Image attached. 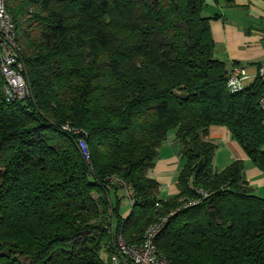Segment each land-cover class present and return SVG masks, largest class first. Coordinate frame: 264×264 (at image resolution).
I'll list each match as a JSON object with an SVG mask.
<instances>
[{"label": "trees", "instance_id": "1", "mask_svg": "<svg viewBox=\"0 0 264 264\" xmlns=\"http://www.w3.org/2000/svg\"><path fill=\"white\" fill-rule=\"evenodd\" d=\"M204 4L6 0L30 94L6 101L0 75V264H109L111 217L135 243L170 211L155 243L173 264H264V198L242 159L214 167L208 136L226 127L264 174V85L230 90ZM171 130L181 166L160 198L148 172Z\"/></svg>", "mask_w": 264, "mask_h": 264}, {"label": "crops", "instance_id": "2", "mask_svg": "<svg viewBox=\"0 0 264 264\" xmlns=\"http://www.w3.org/2000/svg\"><path fill=\"white\" fill-rule=\"evenodd\" d=\"M204 3L203 15H217L209 22L211 36L216 44L215 56L224 61L227 67L232 62L243 66L249 76L247 84H250L255 79L258 64L264 58V0H204ZM173 136L174 131H169L167 138L161 143L154 167L148 172L149 176L159 182V189L162 183L169 188V195L173 191L175 193L171 186H175L177 166L179 169V154L173 151L177 142L174 141L173 147L169 144L174 139ZM208 136L214 140L224 138L231 145L228 154L215 160L216 149L213 164L216 162L218 169L235 159H242L245 164V153L231 139L226 127L210 126ZM245 170H248L246 178L250 185L258 187L264 182V174L252 164ZM262 191L264 195V190ZM257 195L261 196L259 193Z\"/></svg>", "mask_w": 264, "mask_h": 264}, {"label": "built area", "instance_id": "3", "mask_svg": "<svg viewBox=\"0 0 264 264\" xmlns=\"http://www.w3.org/2000/svg\"><path fill=\"white\" fill-rule=\"evenodd\" d=\"M21 45L17 40L16 27L11 15L6 10V0H0V75L3 79L2 93L6 101L21 100L30 94L24 78L25 66L21 58ZM249 76L243 66L233 64L230 67L228 86L231 91H237L248 85ZM255 78L264 85V58L256 68ZM257 103L264 112V91L258 97ZM67 128L64 126V129ZM78 147L82 156L88 159L89 151L84 139H79ZM125 194L130 198L129 191L123 182ZM132 201V199H131ZM158 205V203L156 204ZM173 211L168 212L171 214ZM168 214L160 216L149 223L138 242L125 243L120 234L114 233L111 217L109 231L113 238L110 240L112 253L109 264H173L157 248L155 240L164 227Z\"/></svg>", "mask_w": 264, "mask_h": 264}, {"label": "rangeland", "instance_id": "4", "mask_svg": "<svg viewBox=\"0 0 264 264\" xmlns=\"http://www.w3.org/2000/svg\"><path fill=\"white\" fill-rule=\"evenodd\" d=\"M205 5V4H204ZM207 8H209V6H207ZM211 12H212V9H211ZM205 14V13H204ZM170 137V136H169ZM209 140L210 141H212L213 143H215L217 146H218V148H217V153H216V155H215V160H216V158L217 157H222L223 155H226V154H228L229 152H230V144L229 143H227V142H225V139L223 138V139H220V140H214V139H211V138H209ZM224 140V141H223ZM174 141H176L177 142V145H175V148H173V151L175 152V153H177V154H179V151H180V144H179V142L177 141V140H175V139H173L172 141H170V145L173 147V145H174ZM234 141V140H233ZM165 150H167V149H165ZM243 152V151H242ZM233 153V152H232ZM179 156V155H178ZM245 158L247 159H245V164H244V168H248V166H249V164H252L251 163V161L247 158V156L245 155ZM177 165H179V168H180V166H181V162L179 161L178 162V164ZM217 166V163L215 162L214 163V167H216ZM176 170L178 171L179 169H178V166H177V168H176ZM247 175H248V170H244V176L245 177H247ZM175 181H176V178H175ZM175 181H174V183H175ZM252 187L254 188V192H255V194H257V193H259V194H261V196L260 195H258V196H260V197H262V198H264V195H263V191L262 190H264V182L261 184V185H258V187L256 186V185H252ZM171 189H174L175 190V192H176V188H175V186H174V188H173V186H171ZM120 192H122L123 193V191L121 190V191H119V193ZM172 193H174V191L172 192ZM172 193H171V195H172ZM158 196H160V198H166L167 196H169V188L168 187H166L163 183H162V185H161V189H159V194H158ZM112 201L114 202V199H113V194H112ZM129 209H130V205H129V202H128V200L126 199V198H123V200L121 201V206H120V214L122 215H125V214H127L128 212H129ZM118 235V234H117Z\"/></svg>", "mask_w": 264, "mask_h": 264}]
</instances>
